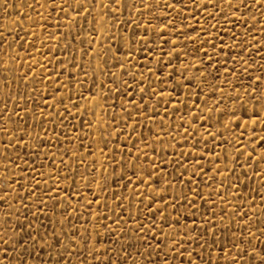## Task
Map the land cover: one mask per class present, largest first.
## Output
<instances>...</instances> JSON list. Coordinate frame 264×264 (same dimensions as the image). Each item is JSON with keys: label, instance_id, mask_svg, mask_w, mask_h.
Listing matches in <instances>:
<instances>
[{"label": "rangeland", "instance_id": "1", "mask_svg": "<svg viewBox=\"0 0 264 264\" xmlns=\"http://www.w3.org/2000/svg\"><path fill=\"white\" fill-rule=\"evenodd\" d=\"M262 249L264 0H0V264Z\"/></svg>", "mask_w": 264, "mask_h": 264}, {"label": "snow or ice", "instance_id": "2", "mask_svg": "<svg viewBox=\"0 0 264 264\" xmlns=\"http://www.w3.org/2000/svg\"><path fill=\"white\" fill-rule=\"evenodd\" d=\"M209 3H211V0H209ZM13 7H17V6L13 5ZM145 7H147V5ZM177 7H178V5H177ZM259 79H260V77H257V81H259ZM157 247H159V245H157ZM261 252L264 253V249H262ZM258 256H259V264H264V255L258 254Z\"/></svg>", "mask_w": 264, "mask_h": 264}]
</instances>
